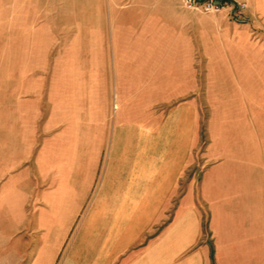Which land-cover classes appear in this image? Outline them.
Segmentation results:
<instances>
[{
	"label": "crops",
	"instance_id": "1",
	"mask_svg": "<svg viewBox=\"0 0 264 264\" xmlns=\"http://www.w3.org/2000/svg\"><path fill=\"white\" fill-rule=\"evenodd\" d=\"M41 1L0 0V42L24 9H70ZM244 1L201 48L157 5L94 1L61 48L48 28L41 53L0 51V264H264V0Z\"/></svg>",
	"mask_w": 264,
	"mask_h": 264
},
{
	"label": "rangeland",
	"instance_id": "2",
	"mask_svg": "<svg viewBox=\"0 0 264 264\" xmlns=\"http://www.w3.org/2000/svg\"><path fill=\"white\" fill-rule=\"evenodd\" d=\"M46 1V0H43ZM65 1V3L69 4L67 7L70 9H62L58 7V4L55 5V8L52 10H41L43 13L40 17L46 18V12L53 14L54 16V25L48 27L45 25V20L40 21L36 25L24 24L31 17V10L24 9L23 10V25L21 27H12L10 34L7 38L6 42H0V51L4 53V55L9 56L12 55V52L17 51L22 56H29L31 53L38 51L41 53L44 51L48 45V28L54 29V37L55 40L50 45L49 49H58L61 48L64 44L68 43L67 40L71 39V34L75 32L74 30L79 29V21L82 20L81 12L78 9H74L81 6L82 3H90L94 1H107V2H117L118 4H122L120 10L127 17H131V9L133 5L139 3H146L147 5L153 4L157 5L159 8L158 12L165 14L168 21L171 22L169 26L176 29V32L182 31L187 34H192L196 38H198V42L201 48V44L206 43L207 41H212L213 38L216 40L222 37L223 34L228 32H238V27L240 23L248 21L246 4L243 8L238 7V3L244 0H231L228 3H224L222 5H215L210 1L207 4L208 0H55V2ZM39 2H42L39 0ZM119 10V11H120ZM122 16V15H121ZM27 18V19H26ZM16 28V32H15ZM20 30V31H19ZM109 31L111 32L110 28ZM254 28L251 27L248 30L252 36H255ZM15 34H17V38L15 39ZM18 34L20 36H18ZM51 34H49L50 36ZM65 39V42H64ZM67 39V40H66ZM264 46V42L259 43ZM27 58L25 57L23 61L25 62ZM29 60V57H28ZM9 63V60H7ZM15 61H12V63ZM201 67V62H200ZM217 84V82L215 83ZM210 90H206L203 85H200L199 90V142H198V150L199 157H201V152L206 148L207 145V126H206V118H207V93H209L210 97H216L217 101H222L224 98V90L221 85H215ZM239 93V91H235ZM264 97V90H263ZM264 99V98H263ZM225 100V99H224ZM217 102V104H220ZM232 117L236 115V108L232 106ZM261 125L257 126V130L262 133V148L264 150V104L263 110L261 112ZM239 123L237 121L235 123H231L227 127L231 132L238 131ZM251 124H247L245 130L246 134L250 132ZM246 135V136H247ZM249 138H246V146L249 145ZM248 140V141H247ZM264 160V153H263ZM199 166L201 167L205 164V160H199ZM264 177V174H263ZM201 209L203 211V217L206 219V207L203 202H201ZM205 227V222H204Z\"/></svg>",
	"mask_w": 264,
	"mask_h": 264
},
{
	"label": "built area",
	"instance_id": "3",
	"mask_svg": "<svg viewBox=\"0 0 264 264\" xmlns=\"http://www.w3.org/2000/svg\"><path fill=\"white\" fill-rule=\"evenodd\" d=\"M189 1H191V0H189ZM197 1H198V0H197ZM210 1L213 2V3L215 4L214 0H208V1H207V4H209ZM215 5H216V4H215ZM217 5H218V4H217ZM244 5H245V3H244L243 1H240V2L238 3V7H239V8H243Z\"/></svg>",
	"mask_w": 264,
	"mask_h": 264
},
{
	"label": "trees",
	"instance_id": "4",
	"mask_svg": "<svg viewBox=\"0 0 264 264\" xmlns=\"http://www.w3.org/2000/svg\"><path fill=\"white\" fill-rule=\"evenodd\" d=\"M198 1H201V0H198ZM230 1L231 0H214L215 4H218V5H222V4L228 3Z\"/></svg>",
	"mask_w": 264,
	"mask_h": 264
}]
</instances>
